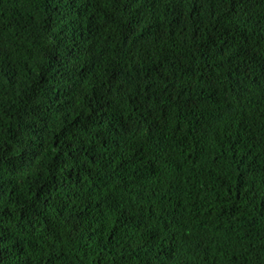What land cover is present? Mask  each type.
I'll return each instance as SVG.
<instances>
[{
	"label": "trees",
	"instance_id": "16d2710c",
	"mask_svg": "<svg viewBox=\"0 0 264 264\" xmlns=\"http://www.w3.org/2000/svg\"><path fill=\"white\" fill-rule=\"evenodd\" d=\"M0 264H264V0H0Z\"/></svg>",
	"mask_w": 264,
	"mask_h": 264
}]
</instances>
